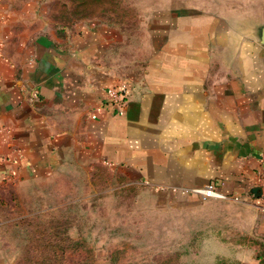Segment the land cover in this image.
Wrapping results in <instances>:
<instances>
[{
  "label": "crops",
  "instance_id": "crops-1",
  "mask_svg": "<svg viewBox=\"0 0 264 264\" xmlns=\"http://www.w3.org/2000/svg\"><path fill=\"white\" fill-rule=\"evenodd\" d=\"M122 31L57 27L46 0H0V205L106 170L191 200L212 184L264 238V0L154 11L142 60ZM121 81L118 114L104 92ZM10 256L0 239V264Z\"/></svg>",
  "mask_w": 264,
  "mask_h": 264
},
{
  "label": "rangeland",
  "instance_id": "rangeland-1",
  "mask_svg": "<svg viewBox=\"0 0 264 264\" xmlns=\"http://www.w3.org/2000/svg\"><path fill=\"white\" fill-rule=\"evenodd\" d=\"M248 2L46 0V7L57 27L92 19L114 24L142 60L154 11L224 14ZM250 219L226 199L191 200L96 169L88 178L64 174L40 196L12 195L0 205V239L12 264H264V238Z\"/></svg>",
  "mask_w": 264,
  "mask_h": 264
},
{
  "label": "built area",
  "instance_id": "built-area-1",
  "mask_svg": "<svg viewBox=\"0 0 264 264\" xmlns=\"http://www.w3.org/2000/svg\"><path fill=\"white\" fill-rule=\"evenodd\" d=\"M128 94V85L124 82H119L116 86L110 87L105 90L104 97L106 103L113 108V110L121 114ZM95 116L91 115L90 119H94ZM193 193L197 194L202 200H225L226 197L221 195L216 187L212 184L205 186L202 189L194 190ZM236 201V199H234ZM260 212L264 215V206L260 207Z\"/></svg>",
  "mask_w": 264,
  "mask_h": 264
},
{
  "label": "water",
  "instance_id": "water-1",
  "mask_svg": "<svg viewBox=\"0 0 264 264\" xmlns=\"http://www.w3.org/2000/svg\"><path fill=\"white\" fill-rule=\"evenodd\" d=\"M262 38H264V32H262ZM255 191H258V189H253V193L255 192Z\"/></svg>",
  "mask_w": 264,
  "mask_h": 264
}]
</instances>
